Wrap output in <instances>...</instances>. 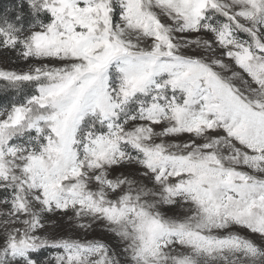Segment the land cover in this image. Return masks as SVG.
Returning <instances> with one entry per match:
<instances>
[{
	"label": "snow or ice",
	"instance_id": "obj_1",
	"mask_svg": "<svg viewBox=\"0 0 264 264\" xmlns=\"http://www.w3.org/2000/svg\"><path fill=\"white\" fill-rule=\"evenodd\" d=\"M0 264H264V0L0 11Z\"/></svg>",
	"mask_w": 264,
	"mask_h": 264
},
{
	"label": "trees",
	"instance_id": "obj_2",
	"mask_svg": "<svg viewBox=\"0 0 264 264\" xmlns=\"http://www.w3.org/2000/svg\"><path fill=\"white\" fill-rule=\"evenodd\" d=\"M13 0H0V11H2L5 7L11 4Z\"/></svg>",
	"mask_w": 264,
	"mask_h": 264
}]
</instances>
